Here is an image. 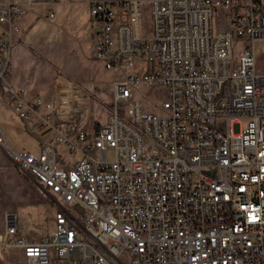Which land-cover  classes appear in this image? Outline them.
<instances>
[{"label":"built area","instance_id":"2783aa9c","mask_svg":"<svg viewBox=\"0 0 264 264\" xmlns=\"http://www.w3.org/2000/svg\"><path fill=\"white\" fill-rule=\"evenodd\" d=\"M59 1L0 0V101L53 141L13 151L0 127V148L61 200L44 237L4 212L0 252L25 264H264V0H149V35L143 0H88L93 58L117 77L96 129L74 82L59 76L45 99L9 80L26 6L52 18ZM214 18L233 29L213 36ZM142 85L165 88L157 111L135 98L150 103ZM55 144L79 157L59 162Z\"/></svg>","mask_w":264,"mask_h":264},{"label":"rangeland","instance_id":"374dc122","mask_svg":"<svg viewBox=\"0 0 264 264\" xmlns=\"http://www.w3.org/2000/svg\"><path fill=\"white\" fill-rule=\"evenodd\" d=\"M143 3L144 31L149 35L151 18L146 11L149 0H143ZM50 9L53 10L52 18L47 17L48 7L45 5L26 6L27 14L20 22V31L15 35L9 68L15 73L18 70L24 77L23 90L26 97L38 94L49 99L52 86L59 76L74 82L92 95L89 125L93 127L96 122L103 123L110 114L108 85L117 77L93 58L89 7L85 0H62L50 5ZM212 27L213 36L226 28L233 29L217 22L215 18ZM254 49L256 70L263 71L264 42L255 43ZM141 90L150 101L149 103L139 94L135 95L136 99L141 100L144 111H157L154 105L162 102L165 88L142 85ZM69 123L71 121L64 122L60 127L65 129ZM0 127L13 151L37 154L41 148L40 139L45 135H52L50 128L43 129L42 134L26 130L17 115L1 101ZM55 147L59 162H71L73 157H79L59 144H55ZM108 159H113L111 152L108 153ZM21 173L19 171L9 177L11 183L7 186L0 182V237L4 227L2 212L5 210L17 215L21 234L31 233L38 237L50 235L55 228L53 215L58 207L57 203L51 199L43 201L42 197L31 196L33 189ZM53 197L61 202L57 196ZM0 264L25 263L21 254L12 250L6 254L0 252Z\"/></svg>","mask_w":264,"mask_h":264},{"label":"crops","instance_id":"0c3cea01","mask_svg":"<svg viewBox=\"0 0 264 264\" xmlns=\"http://www.w3.org/2000/svg\"><path fill=\"white\" fill-rule=\"evenodd\" d=\"M60 1H62V0H60ZM85 3L88 6V0H85ZM16 73H17V75H16ZM16 73L11 68L10 69V74H9V77H10L9 80L15 87L24 89V86H23L24 85V77L22 76V74L18 70L16 71ZM28 76L30 78L29 74H28ZM35 95H38V94H35ZM23 126L27 130V128L25 127L24 123H23ZM42 132H43V130L41 132H39V133L42 134ZM42 142H50V143H52V139L50 138V136H46L45 135L44 137H42L40 139V143H42ZM7 145H8V143H7ZM19 171H20L19 168L15 164L12 163V161L5 154L4 150L2 148H0V182L4 186H7L8 184L11 183L9 181V177H13L16 173H19ZM21 174H23V173H21ZM23 175H25V174H23ZM25 181L33 189L32 193H31V196L36 197V198L37 197H42L41 199L43 201H49L50 199L53 200V195L50 192H48V190L45 189L40 183L35 181L33 178H30L29 176L25 175ZM4 212L14 213V212L8 211V210H5ZM4 212H2V215H3Z\"/></svg>","mask_w":264,"mask_h":264},{"label":"trees","instance_id":"16d2710c","mask_svg":"<svg viewBox=\"0 0 264 264\" xmlns=\"http://www.w3.org/2000/svg\"><path fill=\"white\" fill-rule=\"evenodd\" d=\"M100 124H101V123L96 122L95 124H93V128H94V129L98 128V126H99Z\"/></svg>","mask_w":264,"mask_h":264}]
</instances>
